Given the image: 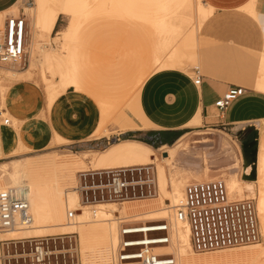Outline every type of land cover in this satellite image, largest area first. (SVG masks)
Listing matches in <instances>:
<instances>
[{"label": "bare ground", "instance_id": "bare-ground-1", "mask_svg": "<svg viewBox=\"0 0 264 264\" xmlns=\"http://www.w3.org/2000/svg\"><path fill=\"white\" fill-rule=\"evenodd\" d=\"M32 1L33 6L25 8L30 15L33 28L29 50L25 49L31 64H28L29 67L23 71L18 70L17 65L14 64L0 66V73L4 74L7 77V81H9L5 83L0 82V108H2L7 83L18 80H30L32 79L35 69H37V79L44 94L45 107L51 103L52 92H50V79L52 74L58 71L62 77H66V43H69L73 36L82 32V17L90 18L92 15L95 16L94 13L99 10L100 4L106 13L118 14L117 17H132L133 23H137L143 16L145 18L146 16L143 13H155L152 15L153 20L149 22V24H147L148 22L146 23V26L154 32H157L156 25L163 17L185 14L186 18H188V16L191 17L194 15V21L183 20L172 22L177 25L180 24L179 27L181 29L179 32L167 38L168 46L166 48H169L170 52L164 60L176 62L185 60L187 65H189V63L196 64V68H198V70L201 69L203 75L208 71L203 65L201 46L198 41L195 42L193 32L196 31L197 34H199V30L207 24L200 22V16H213V14L216 13L212 5H205L199 0H195L194 5H192V2H189L190 0H100L95 6L90 5L91 3L88 0ZM257 7L256 0H246L230 11L251 17L249 26H244V28L259 29L257 22ZM101 10L102 9H100V11ZM100 11L99 13H101ZM136 12H138V14H136ZM190 12H193V15H189ZM59 13L70 15L71 22L69 25L70 31L62 34L61 38L56 36L51 37V40L59 39L61 43V49L59 52H55L52 46L50 48L47 47L46 44L40 43V39L38 38L50 37V32L53 29L56 17ZM140 21L141 20H139V22ZM212 23L216 24V21H211V24ZM3 24L2 22V26ZM143 26H145V24ZM240 27H243V25H240ZM262 46L263 49L256 55L257 62L255 63L257 69L259 68L261 70L264 65V43ZM35 49H39V51L43 52V55L34 57L33 54ZM44 49L47 51H44ZM230 53L237 62L239 60L238 57H242L239 53ZM158 62L160 61H154V67L158 65ZM232 64L236 63H231L230 65ZM180 70L184 71L182 67L179 68V71ZM68 84L80 88L74 80H68ZM91 86L92 89L90 94L99 104L101 111V123L95 132V136L108 137L110 134H120L129 130L144 129L148 125L149 121H147L141 109L139 100L143 83L133 86L128 81H125L112 83L110 85L91 84ZM246 86L251 87V89L254 88L252 90L260 89L258 81L255 80H251V84H247ZM4 113H2L0 117L5 116ZM199 122V118L196 117L190 125H198ZM257 123L258 126L253 130L252 140H245L238 145L243 158L252 169V177L249 180H242L239 178L236 171L234 173L231 172L232 174L227 176L225 181L230 191L237 196H250L255 198L263 244L251 248L246 247L243 249L244 251L242 253L235 251L224 258L199 260L189 248L188 229L174 226V231H172L169 236V244L154 249V252L157 251L156 253H160L162 250H173L178 264H227L230 260H233L234 264H243L241 263L242 261H245L246 264L249 262L250 264H260L261 261H264V120H260ZM55 142L56 144L61 143L60 139L57 137H55ZM121 148L123 153H125L128 147H124L123 145ZM164 148L167 147H162V149ZM163 153L165 155H161L162 160H168L169 151L164 150ZM84 155H86V153H84ZM57 156L53 155L47 157L46 155H41L28 157L22 163L14 164L15 166L12 170L14 172L9 178V181L5 182L3 176L0 177V190L12 189L15 192H19L21 189L27 187L26 195L31 216V222L28 226L7 232H0V241L18 238H33V236L38 233H76L79 238L80 253L82 256L81 264H116L115 256L123 246L121 245L123 240L120 236V222L126 220H142L148 222L161 218L171 219L173 206L177 204L182 197L183 189L181 191V179H175L171 174L168 176L166 182L167 187H163L158 195L159 190L155 171L157 198H155V196L146 199L126 200L119 203L111 201L81 206L78 192L75 189L76 175L78 172L116 169L110 168L114 165L132 167L129 165L134 164L135 160L125 155L121 162H115L109 156L100 155L95 162L90 164V167L96 169H90L84 157H79L78 154H68V156L63 157ZM2 157L3 153L0 148V158ZM138 162L144 165H153L154 169L155 163L159 169L163 186L166 184L164 183L165 179L162 177L164 167L157 163L158 157L155 156L154 153L142 161L138 160ZM78 169L85 170L78 171ZM75 171L78 172L75 173ZM204 178L206 177L203 176L200 179ZM71 198L73 203L69 204ZM103 206H111L113 208L111 214H108ZM69 210L76 211L71 220L67 219ZM148 215L151 217L147 218L146 216ZM111 216H113V219ZM141 230L147 231V226L137 231ZM169 254L173 255V253ZM175 258L173 255V264Z\"/></svg>", "mask_w": 264, "mask_h": 264}, {"label": "crops", "instance_id": "crops-1", "mask_svg": "<svg viewBox=\"0 0 264 264\" xmlns=\"http://www.w3.org/2000/svg\"><path fill=\"white\" fill-rule=\"evenodd\" d=\"M99 1L92 6L97 5ZM199 1L212 5L216 12L203 28L201 36L211 41V47L219 43L220 48L241 54L243 59L240 63L207 68L208 71L204 75L199 71L200 84L195 85L192 71L190 73L179 71V68L187 67L185 60L180 62L164 60L170 52V49L166 48L167 38L181 29L180 24L172 22L194 20L190 16L186 18L185 14L160 19L156 25L157 32H152L156 35L162 33V37L153 39L154 50L147 60H143L136 49L123 47L113 59L115 64L104 65L101 69V63H96L70 43H66V77H62L58 71L52 74L50 79L52 101L46 107L43 91L33 79L7 83L2 108L5 109L4 114L9 117L11 123L9 126H0V148L3 153L0 160L13 157L12 163H22L28 157L41 156L30 155L31 153L66 148L70 151L68 154L83 156L86 153L83 157L89 167L100 155L109 156L115 162H121L127 155L135 160L134 164H143L138 160L142 161L151 156L153 154L151 147H160L161 150L162 147L171 146L179 139L191 137L202 129L238 131L240 126L237 127V124L264 120V90L261 88L252 90L244 87L245 94L233 102L221 117L218 116L214 106L228 88L251 84L252 71L257 62L256 55L263 49L264 43V0H256L259 29L240 26L223 28L218 24H211V21H247L244 16L239 18L234 16L236 14L224 13L233 10L246 0ZM189 2L195 4V0ZM14 5L16 3H13V0L7 1L6 6L0 9V15L6 17V12L11 11ZM143 14L146 17H141L139 23H133L132 17H127V20L131 25L146 26L147 22L149 24L153 20L152 15L155 13ZM60 16L66 18L67 23L55 34L59 38L70 31L71 22L70 15L59 13L54 26ZM228 17L238 18L228 19ZM193 36L195 42L198 41L202 46V40L196 31L193 32ZM155 60L160 61L156 67H154ZM258 71V75L253 79L258 81L260 86H264V65L262 70L258 68ZM54 77L56 79L52 81ZM68 80H74L80 88L69 85ZM125 81L133 86L143 83L139 100L141 109L149 121L148 125L144 129L110 134L108 137L95 136L101 123V111L99 104L90 94L91 84L110 85ZM196 117L199 118L200 124L190 125ZM115 135L121 136V139L117 138L112 143H108L107 141ZM55 137L59 138L61 143L56 144ZM126 138L134 140L123 141ZM117 141L119 142L116 143ZM123 145L128 147L125 151L131 150L129 154L123 153L121 148ZM87 153L93 155L89 160L85 159ZM24 155L27 156L21 158ZM246 166H240L241 170L245 171V175ZM71 203H73L72 198L69 201V204Z\"/></svg>", "mask_w": 264, "mask_h": 264}, {"label": "built area", "instance_id": "built-area-1", "mask_svg": "<svg viewBox=\"0 0 264 264\" xmlns=\"http://www.w3.org/2000/svg\"><path fill=\"white\" fill-rule=\"evenodd\" d=\"M25 28L26 22L22 16H12L0 27V66L14 64L21 67L25 62ZM192 72L193 83L199 85L201 76L198 68H193ZM244 94L243 87L228 88L214 104L218 116L221 117ZM4 112L5 109L0 108V115ZM10 123L7 116L1 118L2 126H9ZM75 189L81 206L155 197V169L153 165H144L78 172ZM75 212L69 210L67 219L71 220ZM30 222L26 188L19 192L12 189L0 190V232L26 227ZM144 226H147V231H137ZM174 226L188 229L189 248L195 253L247 247L263 240L255 199L250 196L239 197L231 192L225 178L221 176L206 177L192 180L184 186L180 201L173 206L171 219L120 222L123 246L115 256V263L173 264L172 254L156 253L154 249L169 244ZM139 232L143 235L142 240L127 239L129 235ZM150 233L162 235L150 237ZM27 239L34 243L32 248L35 260L40 264L52 254V247H55L59 236ZM20 241L22 239L5 242L16 245ZM133 246H140L138 252L128 253Z\"/></svg>", "mask_w": 264, "mask_h": 264}, {"label": "rangeland", "instance_id": "rangeland-1", "mask_svg": "<svg viewBox=\"0 0 264 264\" xmlns=\"http://www.w3.org/2000/svg\"><path fill=\"white\" fill-rule=\"evenodd\" d=\"M7 1L9 0H0V9L4 8L3 6H6ZM88 1L91 3V5H94L98 2V0H88ZM13 3H16V5H14L11 11L8 10L6 12L7 13L6 17H3L2 15H0V24H1L0 27H2V22L5 23V21L12 16L24 17L25 22H26L25 49L29 50V43L32 37L33 28L31 25L30 15L27 12V10H25V8L32 7L33 1L32 0H13ZM101 6L102 5L100 4L99 10L96 13H94L95 16L92 15V17L90 18H85L84 16L82 17L81 19V21L83 22L82 33L76 36H73L71 41L69 42L70 45L75 47L79 51H81L84 55H87L91 60L96 61V63L98 64L101 63V66H102L101 69H103L104 65L115 64L113 59L117 56V53L121 51L123 47L136 49L137 51H139V55L142 56L143 60H147L148 56L149 55L151 56L154 50L153 39L161 38L162 33L159 35H156L147 26H141L139 24L131 25L130 21L127 20L126 16L124 19H121L119 16L116 17L118 14L106 13L103 7ZM100 9L102 10L100 11ZM99 11L101 13H99ZM224 13L236 14L234 16H238L239 18H241V16H244V15H241L235 12L233 13L231 11H224ZM190 14L193 15V12H190ZM228 16H232V15H228ZM212 17H213L212 15H207L206 17L200 16V22L206 24L210 22L209 19ZM238 17H228V18H238ZM244 17L249 22L223 20V21H216V24H218L219 27H223V28H227V27L232 28L234 26H240V25H243V27L244 26L248 27L250 24L251 17L248 15H245ZM137 22H139V20ZM66 23H67V19L60 16L58 18L57 24L54 26V28L50 32V37L48 36L46 38H38L40 39L39 40L40 43L46 44L47 47L49 48L52 46L55 49V52H59V50L61 49V43L59 39L51 40V37H54L55 34L59 30L63 29ZM203 28L199 30L198 35L202 40L201 51L203 54V65L205 68H213V67H218V66L225 67V66L230 65L231 63L238 64L242 61L243 58L238 57L239 60L237 62L234 56H232L229 51H226L218 46L219 43L217 44V46L211 47L210 46L211 41L201 36ZM163 34L165 35V33ZM44 51H47V50L44 49ZM37 55L42 56L43 52L39 51V49H35L33 56L35 57ZM29 59L30 58L28 56V53H26L25 62L21 65V67H18L17 65V69L21 71L27 69L29 65L31 64ZM115 61L117 60L115 59ZM185 65H187V63ZM196 67H197L196 64L189 63V65H187V67L184 68L183 72L190 73L193 70V68H196ZM35 70H34L32 79L35 82H37L40 86V83L37 79V69ZM199 70L202 73L201 69ZM258 73L259 71L257 67L255 66L252 71V75H251L252 79L250 80H255L253 78L256 77ZM0 77H1L0 78L1 83L9 82L7 81V77L4 74L0 73ZM55 79H56L55 77L52 78V81H55ZM242 87L246 88L249 86L245 85ZM260 88L264 90L263 85L260 86ZM1 118L2 117H0V126H2ZM257 124H258L257 122L240 123L236 125L237 127L240 126L238 131H229V132L202 129L200 132L193 134L191 137L181 138L177 142H175L173 145L166 146L167 148H164L161 150L159 149L160 147L152 148L150 145L149 146L151 147V151H153L155 156L158 157L157 163L161 164L164 167V171L162 173V177L165 179L164 183L167 182L168 176L171 174L173 178L181 179V185H180L181 191L188 182L192 180H200V178H202L203 176L204 177L221 176L225 178L226 180L227 176L232 174L231 172L234 173L237 171V174L240 179L249 180L252 177V173H251L252 169L250 166L247 165V162L243 158L238 145L239 143L245 140L246 141L252 140L253 130L256 128ZM117 138L121 139V136L115 135L112 139L108 140L107 142L112 143ZM127 140H134V139L126 138L123 141H127ZM119 141H117L116 143H118ZM116 143H113V144H116ZM142 143H145V142H142ZM164 150L169 151V155H168L169 157H168V160L166 161H163L161 158L163 155H165L163 153ZM130 151L128 149V151L126 152H128L129 154ZM69 152L70 151L67 150L66 148H56V149L38 151L35 153H31L30 155H46L47 157L58 155L57 157H63L67 155ZM87 154L88 155L85 157V159L89 160L93 155H89V153ZM26 156L27 155H24L21 158H24ZM13 159H14L13 157H9L7 159L0 160V177L3 176V178L5 179V182L9 181V178L13 175L14 171L12 170L14 169V166H15L14 165L15 163L11 162V160ZM147 164H151V163H147ZM134 165H144V164H133L131 166H134ZM154 165H155V171H156V176H157V184H158V190H159L158 195H159L160 190L165 186L167 187V183L163 186V182L161 181V175L159 173V169L157 168V165L155 163ZM240 166H246V171H247L246 175L244 174L245 171H242ZM118 167H127V166H124V165L117 166L116 165L112 168H118ZM88 168H85V169H88ZM85 169H81V170H85ZM90 169H93V168H90ZM81 170L78 169V171H81ZM78 171H75V173ZM157 197L158 196H156L155 198ZM151 199H154V198H151ZM103 208L104 210H106L108 214H111V211L113 210L111 206H103ZM146 217L150 218L151 216L148 215ZM111 218L113 219V216H111ZM117 232H118V229H117ZM149 235L150 237L151 236L154 237V236H158L162 234L150 233ZM46 236H59V239H57L55 247H52L53 249L52 254L46 257L45 261L40 264H81L82 256L80 253L79 238L76 233H64V234L62 233H46V234L38 233V234H35L33 238L38 239V238H42ZM19 239H22V241L16 243V245L9 243V242H5L8 240H4V242H0V263L1 264H39L35 260V256L33 252L34 249L32 248L34 247L33 242L32 243L29 242L27 238H18V239H9V240H19ZM127 239L128 240H142L143 235L141 232L134 233V234L129 235ZM262 244L263 242L258 243L256 245L247 246V247L251 248V247H256ZM139 247L140 246H133L132 248H129L127 252L136 253L138 252ZM244 248L246 247L235 248L234 250L229 249V250L208 252V253L193 252V254L199 260H206L208 258L215 260L218 258H224L225 256L230 255L231 253L235 251L242 253L244 251L243 250ZM164 252L173 253L174 258H175V252L173 250H170V249L162 250V253ZM241 263L246 264L245 261H242ZM262 263L264 264V261H261L260 264ZM174 264H178V260L176 258L174 260ZM227 264H234V262L233 260H230ZM247 264H250V262Z\"/></svg>", "mask_w": 264, "mask_h": 264}]
</instances>
